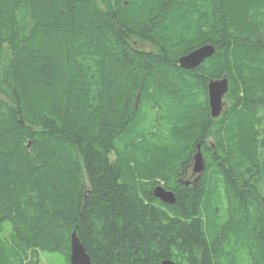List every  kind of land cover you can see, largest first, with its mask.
Here are the masks:
<instances>
[{
	"label": "trees",
	"instance_id": "trees-1",
	"mask_svg": "<svg viewBox=\"0 0 264 264\" xmlns=\"http://www.w3.org/2000/svg\"><path fill=\"white\" fill-rule=\"evenodd\" d=\"M117 1L0 0V264H71L75 230L95 264H264V0Z\"/></svg>",
	"mask_w": 264,
	"mask_h": 264
},
{
	"label": "water",
	"instance_id": "water-1",
	"mask_svg": "<svg viewBox=\"0 0 264 264\" xmlns=\"http://www.w3.org/2000/svg\"><path fill=\"white\" fill-rule=\"evenodd\" d=\"M217 48L212 44H205L195 50H192L179 58V65L186 69H195L199 67L207 58L212 57ZM229 92V79L225 76L221 79H211L208 83V97L210 114L213 118L222 115L225 107L224 98ZM137 98L136 106L139 103ZM193 175H197L194 182H197L206 170V162L202 152L201 143L197 144V151L194 154ZM188 184L190 182H187ZM154 195L163 202L173 204L176 201V193L167 189L162 184L154 189ZM71 264H95L87 253L85 246L75 230L71 235ZM162 264H179L171 259L163 260Z\"/></svg>",
	"mask_w": 264,
	"mask_h": 264
},
{
	"label": "rangeland",
	"instance_id": "rangeland-1",
	"mask_svg": "<svg viewBox=\"0 0 264 264\" xmlns=\"http://www.w3.org/2000/svg\"><path fill=\"white\" fill-rule=\"evenodd\" d=\"M139 46H145V48H148V43H140V42H137ZM227 96V95H226ZM225 96L224 98V102L226 103L225 104V107H224V110H226L229 106H231V101L229 99H227V97ZM224 112V111H223ZM149 113L152 114L151 111H149ZM151 114H150V117H151ZM263 117L262 119L264 118V112H261V114ZM261 125L264 127V120L261 121ZM262 138V136H261ZM213 143H215V140L213 139L212 140ZM263 149V148H262ZM263 153H264V149H263ZM194 164V162H193ZM261 165L264 167V162L261 163ZM192 174V169L189 170V177L188 178H192L191 176ZM244 176H246L247 178V175L245 174ZM248 177H249V174H248ZM187 179V178H186ZM244 179V178H243ZM250 180H252L250 183H249V187L253 188L255 187L256 188H259V193L262 194L261 197H264V186H262L261 184L259 183H256L255 182V178H250ZM163 183V181H162ZM263 187V188H262ZM232 196L231 195H228L226 194V200H225V203H224V200H223V203H224V207H230L231 206V201H232ZM237 201V200H236ZM235 200L233 202H236ZM217 202H219L217 200ZM222 203V204H223ZM219 206V205H218ZM230 214V213H229ZM221 237V236H220ZM71 255V253H70ZM244 262H246V260L243 258ZM71 261V260H70ZM68 259L66 257V255H63L61 253H57V252H40L39 254V264H68Z\"/></svg>",
	"mask_w": 264,
	"mask_h": 264
},
{
	"label": "bare ground",
	"instance_id": "bare-ground-1",
	"mask_svg": "<svg viewBox=\"0 0 264 264\" xmlns=\"http://www.w3.org/2000/svg\"><path fill=\"white\" fill-rule=\"evenodd\" d=\"M119 1V0H118ZM117 1V2H118ZM119 5V4H118ZM117 6V5H116ZM254 13V12H253ZM253 16V15H252ZM252 20V19H251ZM207 43V42H206ZM216 54V53H215ZM180 57V56H179ZM249 71V70H248ZM252 74H256V73H252ZM259 75V74H258ZM238 76V75H237ZM254 77V76H253ZM221 79V78H220ZM249 93V92H248ZM162 95V94H161ZM144 98V97H143ZM156 99H158V98H156ZM200 104V103H199ZM35 105H36V103H35ZM40 105V104H39ZM39 105H37L38 107H39ZM260 105V104H259ZM41 106V105H40ZM33 107H35V106H33ZM243 107V106H242ZM37 107H35V109H36ZM126 108H127V106H126ZM38 109V108H37ZM245 109V108H244ZM39 110H40V108H39ZM38 110V111H39ZM127 112V111H126ZM126 112H125V114H126ZM249 113V112H248ZM179 114V113H178ZM250 114V113H249ZM127 115V114H126ZM164 116V115H163ZM247 117H248V115H247ZM249 118H251V117H249ZM260 119V118H259ZM207 120V119H206ZM108 122V121H107ZM175 122V121H174ZM214 122V121H213ZM259 123V122H258ZM167 124V123H166ZM170 125V124H169ZM244 126V125H243ZM248 126V125H247ZM248 128V127H247ZM172 129H173V127H172ZM179 129V128H178ZM249 129H250V127H249ZM238 130V129H237ZM236 130V131H237ZM248 130V129H247ZM151 131V130H150ZM165 131H167V130H165ZM174 131H175V129H174ZM253 131V130H252ZM183 133V132H182ZM198 133V132H197ZM231 133V132H230ZM172 134V133H171ZM177 134V133H176ZM195 134V133H194ZM199 134V133H198ZM198 134H197V136H198ZM217 134V133H216ZM227 134V133H226ZM183 135V134H182ZM264 135V134H263ZM168 136H169V134H168ZM190 136V135H189ZM172 138V137H171ZM182 138V137H181ZM187 138H188V136H187ZM162 140H163V138H162ZM236 140V139H235ZM241 140V139H240ZM175 141V140H174ZM187 141V140H186ZM228 141V140H227ZM255 141V140H254ZM184 142H185V140H184ZM221 142V141H220ZM225 142V141H224ZM243 142V141H242ZM207 143V142H206ZM236 143H237V140H236ZM239 143V142H238ZM252 143V142H251ZM182 144V143H181ZM184 144V143H183ZM205 144V143H204ZM216 144V143H215ZM128 145H130V144H128ZM155 145V144H154ZM135 146V145H134ZM133 146V149L135 148L136 149V147H134ZM245 146V145H244ZM127 146H125V148H126ZM152 148V147H151ZM233 148V147H232ZM246 148V147H245ZM130 149V148H129ZM145 149V148H144ZM149 149V148H148ZM234 149V148H233ZM132 150V149H131ZM153 150V149H152ZM157 148H156V152H157ZM247 150V149H246ZM116 151V150H115ZM146 151V150H145ZM154 151V150H153ZM152 151V152H153ZM136 152V151H135ZM147 153H148V150L146 151ZM150 152V151H149ZM151 152V153H152ZM155 152V153H156ZM160 152V151H159ZM163 152V151H162ZM252 152V151H251ZM141 153V152H140ZM131 154V153H130ZM133 154V153H132ZM144 154V153H143ZM159 154H161V152L159 153ZM222 154V153H221ZM136 155V154H135ZM139 155V154H138ZM158 155V154H157ZM211 155V154H210ZM237 155H238V153H237ZM244 155V154H243ZM130 156V155H129ZM149 156V155H148ZM160 156V155H159ZM164 156V155H163ZM132 157V156H131ZM152 157V156H151ZM206 157V156H205ZM227 157V156H226ZM133 158V157H132ZM157 158H158V156H157ZM163 158V157H162ZM167 158V157H166ZM254 158V157H253ZM258 158V157H257ZM147 159V158H146ZM154 159V158H153ZM190 159V158H189ZM128 160H129V158H128ZM132 160H134V158L132 159ZM136 160V159H135ZM139 160V159H138ZM137 160V161H138ZM142 160V159H141ZM150 160V159H149ZM218 160V159H217ZM161 161V160H160ZM165 161H166V159H165ZM240 161H241V159H240ZM239 161V162H240ZM142 162V161H141ZM149 162V161H148ZM155 163V162H154ZM158 163V162H157ZM256 163V162H255ZM136 164V163H135ZM147 164V163H146ZM150 163H148V165H149ZM166 164V163H165ZM257 164V163H256ZM158 165V164H157ZM160 165V164H159ZM158 165V166H159ZM233 165H234V163H233ZM129 166V165H128ZM151 167H152V164L150 165ZM161 166V165H160ZM165 165H163V167H164ZM172 166V165H171ZM249 166V165H248ZM130 167V166H129ZM154 167V166H153ZM152 167V168H153ZM156 167V166H155ZM217 167V166H216ZM245 167H247V166H245ZM250 167V166H249ZM141 167H139V169H140ZM146 168H147V166H146ZM151 168V169H152ZM237 168V167H236ZM150 169V168H149ZM158 169H159V167H158ZM170 169H172V168H170ZM217 169V168H216ZM245 169V168H244ZM249 169V168H248ZM157 170V169H156ZM161 170V169H160ZM207 170V169H206ZM163 171L164 170H162V173H163ZM211 171V170H210ZM249 171V170H248ZM133 172V171H132ZM180 172V171H179ZM259 172V171H258ZM138 173V172H137ZM212 173V172H211ZM168 174V173H167ZM149 175H151V174H149ZM163 175V174H162ZM139 176V175H138ZM164 176V175H163ZM162 176V177H163ZM172 176V175H171ZM209 176V175H208ZM219 176V175H218ZM150 177V176H149ZM182 177V176H181ZM236 177V176H235ZM140 178V177H139ZM151 178V177H150ZM153 178V177H152ZM223 178V177H222ZM262 179V178H261ZM205 181V180H204ZM202 182V181H201ZM237 182V181H236ZM261 182V181H260ZM259 182V183H260ZM140 183H141V181H140ZM145 185V184H144ZM148 185V184H147ZM172 186V185H171ZM205 187V186H204ZM249 188V187H248ZM255 188V187H254ZM263 188V187H262ZM251 189V188H250ZM259 195H260V193H259ZM204 196H205V194H204ZM206 198V197H205ZM252 200V199H251ZM259 200V199H258ZM247 201V200H246ZM253 201V200H252ZM255 201V200H254ZM260 202V201H259ZM258 202V203H259ZM247 204V203H246ZM223 213V212H222ZM208 214V213H207ZM226 214V213H225ZM229 214V213H228ZM206 217V216H205ZM226 217V216H225ZM243 217V216H242ZM244 218V217H243ZM207 219V218H206ZM227 219V218H226ZM232 219V218H231ZM236 221V220H235ZM237 223V222H236ZM220 224V223H219ZM231 226V225H230ZM229 227V226H228ZM235 227H236V224H235ZM259 229V228H258ZM255 231H256V229H255ZM234 232H236V231H234ZM227 233V232H226ZM206 235V234H205ZM208 235V234H207ZM224 237V236H223ZM216 258V257H215ZM229 260V259H228ZM215 263V262H214ZM229 263H230V261H229ZM227 264V263H226Z\"/></svg>",
	"mask_w": 264,
	"mask_h": 264
},
{
	"label": "flooded vegetation",
	"instance_id": "flooded-vegetation-1",
	"mask_svg": "<svg viewBox=\"0 0 264 264\" xmlns=\"http://www.w3.org/2000/svg\"><path fill=\"white\" fill-rule=\"evenodd\" d=\"M209 98V97H208ZM208 102H209V99H208ZM209 109H210V106H209ZM209 112H210V110H209ZM211 115V114H210ZM212 117V116H211ZM264 134V133H263ZM263 134H260V136H259V139L260 140H262L263 139V141H262V143H264V135ZM261 136H262V138H261ZM210 143L213 145L214 143L212 142V140H210ZM204 154V153H203ZM204 159H205V162H206V168H207V159H206V157H205V155H204ZM194 165V164H193ZM193 165L189 168V167H186V172H185V177L187 178H184V183H186V185H189L190 183H193L194 182V180H195V178H196V176L197 175H193ZM190 169H192V174H191V176H192V178H188L189 177V170ZM248 174L249 173H246V175H247V178L246 179H249V177L251 176L250 174H249V177H248ZM246 177V176H245ZM187 182H190L189 184L187 183Z\"/></svg>",
	"mask_w": 264,
	"mask_h": 264
}]
</instances>
